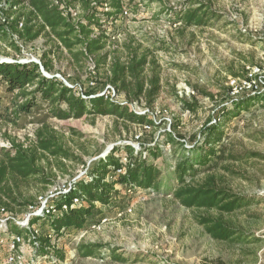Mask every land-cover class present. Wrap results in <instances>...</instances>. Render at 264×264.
I'll use <instances>...</instances> for the list:
<instances>
[{
  "label": "rangeland",
  "instance_id": "1",
  "mask_svg": "<svg viewBox=\"0 0 264 264\" xmlns=\"http://www.w3.org/2000/svg\"><path fill=\"white\" fill-rule=\"evenodd\" d=\"M202 1L210 5V14L217 16L209 26L186 27L176 22L186 8L185 0H163L161 5L139 4L136 10L126 6V14L107 28L112 37V54L125 56L129 49H139L156 61L162 93L152 106L145 100L129 103L124 95L112 90L105 72H94L95 60L79 67L67 52L61 56L54 48V71L44 70L46 75L74 88L83 98H110L130 112L146 116L154 125L129 124L109 116L95 120L88 115L79 120L52 119L53 127L65 134V142L82 163L67 162L62 170L54 166L51 174L55 175L48 177L49 171L45 177L53 186L73 187L116 146H133L146 155L145 149L158 148L160 158L150 160L162 173L160 191L117 185L116 201L110 207L99 206L97 223H88L83 230L68 229L60 236L49 232L52 226L48 217L63 211L46 214L44 221L34 227L30 221L42 218L40 212L29 220L26 208L14 207L18 211H10L14 216L0 212V234L4 237L0 264H264V102L254 101L257 95L251 93L226 102L231 94L230 79L245 78L249 69L264 65V0ZM5 22L0 17L3 29ZM13 40L20 53L0 42V62L33 63L44 75L41 59L53 49L46 38L30 45L14 37ZM2 92L0 88V97L6 96ZM10 97L3 99L4 107L10 105ZM1 113L0 108V158L4 149H11V140L24 144L32 140L43 116L34 114L11 126L4 124ZM215 129L221 131L222 138L213 145L217 156L212 164L199 168L196 179L199 182L208 174L218 176L220 187L245 205L233 215L224 216L240 237V242L234 244L215 241L196 222L200 215L216 217L218 212L193 211L174 198L177 164L209 148V137ZM170 135L178 142H171ZM46 187L23 183L12 188L10 194L21 203H36ZM8 222L44 237L51 235L53 248L63 259L54 253H38L28 239L11 251L8 243L15 235L6 232L11 226ZM85 244L101 247L99 257H80L78 247ZM10 257L15 261L11 263Z\"/></svg>",
  "mask_w": 264,
  "mask_h": 264
},
{
  "label": "trees",
  "instance_id": "2",
  "mask_svg": "<svg viewBox=\"0 0 264 264\" xmlns=\"http://www.w3.org/2000/svg\"><path fill=\"white\" fill-rule=\"evenodd\" d=\"M139 1L0 0V17L6 21L5 29L0 23V42L19 52L13 37L27 45L44 37L47 45L53 46L41 59L46 72L53 73L54 62L51 56H56V52L61 56L67 52L69 59L79 67H83L82 63L86 61L95 60L94 72L104 71L111 88L124 95L129 103L145 100L148 106H152L162 93L161 76L152 55L148 52L140 53L139 49H129L125 56L109 51L112 37L107 28L126 14V6L136 10L139 4L161 5L163 2ZM184 7L176 17V22L186 27L209 26L211 20L217 18L215 13L210 14V5H205L202 0H185ZM0 88L4 90L1 94L11 96L10 105L5 107L2 102L6 96L0 97L4 124L15 126L22 119L43 114L34 138L29 139L27 144L11 140V149H4L0 158V212L5 214L18 212L14 207L26 208L28 211L34 207L39 198L45 196L50 186H53L45 174L48 175L50 171L48 177L55 175L51 174L54 166L62 170L67 162L82 163L72 153V147L65 142V134L53 127L50 122L52 119L79 120L88 115L95 120L98 116H109L129 124L154 125L146 116L130 112L110 98H89L90 95L83 98L74 88L63 85L56 78L44 77L40 67L33 63L0 62ZM227 99L226 102L233 100L231 97ZM254 101L263 103L264 94L257 95ZM70 130L80 136L73 129ZM220 135L221 131L215 129L209 137V148H202L194 157H186L177 164L175 173L178 186L174 198L181 206L193 211L218 212L216 217L200 215L196 222L215 241L234 244L240 242V237H237L236 230L224 216L233 215L245 205L241 199L220 187L218 176L208 174L199 182L196 179L199 168L212 164V159L217 156L218 152L213 145L221 141ZM169 140L178 142L171 135ZM145 150L148 155L142 150L138 152L133 146H116L105 160L97 161L91 170L74 183L65 198L55 202L57 210L61 212L62 207L66 206L68 211L48 218L52 226L49 232L60 236L68 229H85L88 223L94 222L101 214L99 206L110 207L114 204L119 194L115 189L117 185L159 193L162 173L150 158L159 159L161 152L158 148ZM123 157L128 159V163H123ZM118 170H122V173H118ZM23 183L28 186H47V191L36 203H21L10 193L12 188L17 189ZM74 198H79V207H71ZM40 220L44 218L35 217L30 226L34 227ZM10 227L6 232L12 236L29 238L38 253L44 256L54 253L63 259L48 237L36 233L34 235V232L15 225ZM101 249L98 245H80L78 255L82 258L99 257ZM119 260L124 261L121 258Z\"/></svg>",
  "mask_w": 264,
  "mask_h": 264
},
{
  "label": "bare ground",
  "instance_id": "3",
  "mask_svg": "<svg viewBox=\"0 0 264 264\" xmlns=\"http://www.w3.org/2000/svg\"><path fill=\"white\" fill-rule=\"evenodd\" d=\"M263 75H264V65L262 67L255 66V67L249 69L245 78L230 79L229 86L231 88V94H233V99L240 96V95H247L246 93L248 91H250L252 89V87L254 88V90L251 92H248V93L255 94V95H263L264 94V76ZM261 79H262V84H263L262 87L260 84ZM112 90H114V89L112 88ZM124 161H126V162H123L124 164L128 163L127 158H125ZM118 173H122V170H118ZM71 188H72L71 184H69L67 186L64 184H62V185L57 184L56 186L55 185L51 186V188L48 190L47 194L45 196L40 197L39 202L34 207L32 206L29 208V213H28V215H26V220H29L30 217L35 216L39 212L41 213L43 218L46 217V214H51V215L54 214L56 211H58V210H56V207L54 205L55 202L65 198L67 196V194H69L68 192L71 190ZM40 204H42V205L40 206ZM80 204H81V202H79V198H75V199H73V204L71 205V207L72 208L79 207ZM62 210H63V212L68 211L66 206H63ZM6 215H8V213H6ZM51 217H48V218H51ZM30 223H31V221H30ZM22 225H26V224L22 223ZM29 231H31V230H29ZM46 237H48L50 240L52 238L51 235H47ZM24 239L25 238H23L20 235L19 236H13L11 241H9V243H8V244H10L9 246L11 248V251L15 250L16 247H18L20 245V243H22L24 245L25 244ZM3 240H4V237H3V235L0 234V243H2ZM33 250H35V249H33ZM9 261L12 263L15 260L13 257H10Z\"/></svg>",
  "mask_w": 264,
  "mask_h": 264
},
{
  "label": "built area",
  "instance_id": "4",
  "mask_svg": "<svg viewBox=\"0 0 264 264\" xmlns=\"http://www.w3.org/2000/svg\"><path fill=\"white\" fill-rule=\"evenodd\" d=\"M263 76H264V75H263ZM260 84H261V87H262V85H263V84H262V79H261V81H260ZM253 90H254V88L252 87V89H251L250 91H248V92H251V91H253ZM248 92H247V93H248ZM247 93H246V94H247ZM230 97L233 98V94H230ZM41 205H42V204H40V206H41Z\"/></svg>",
  "mask_w": 264,
  "mask_h": 264
},
{
  "label": "water",
  "instance_id": "5",
  "mask_svg": "<svg viewBox=\"0 0 264 264\" xmlns=\"http://www.w3.org/2000/svg\"><path fill=\"white\" fill-rule=\"evenodd\" d=\"M2 62H6V61H2ZM42 71H43V73H44V75H43L44 77H49V78H51L48 74H47V75L45 74L44 69H42Z\"/></svg>",
  "mask_w": 264,
  "mask_h": 264
}]
</instances>
